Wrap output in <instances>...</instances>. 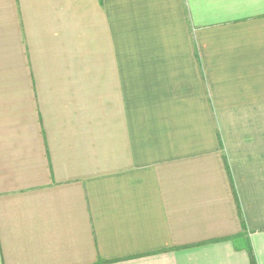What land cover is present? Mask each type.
<instances>
[{
    "label": "crops",
    "instance_id": "1",
    "mask_svg": "<svg viewBox=\"0 0 264 264\" xmlns=\"http://www.w3.org/2000/svg\"><path fill=\"white\" fill-rule=\"evenodd\" d=\"M264 264V0H0V264Z\"/></svg>",
    "mask_w": 264,
    "mask_h": 264
},
{
    "label": "trees",
    "instance_id": "2",
    "mask_svg": "<svg viewBox=\"0 0 264 264\" xmlns=\"http://www.w3.org/2000/svg\"><path fill=\"white\" fill-rule=\"evenodd\" d=\"M250 256H251V262H252V264H256L255 258L253 257V255L251 253H250Z\"/></svg>",
    "mask_w": 264,
    "mask_h": 264
}]
</instances>
